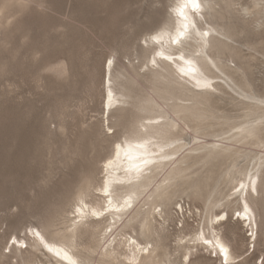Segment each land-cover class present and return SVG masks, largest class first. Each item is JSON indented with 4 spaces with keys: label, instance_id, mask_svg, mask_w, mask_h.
<instances>
[{
    "label": "rangeland",
    "instance_id": "1",
    "mask_svg": "<svg viewBox=\"0 0 264 264\" xmlns=\"http://www.w3.org/2000/svg\"><path fill=\"white\" fill-rule=\"evenodd\" d=\"M174 2L0 0V264H27L24 260L32 249H25L24 241L31 243L33 238L51 260L41 255L32 264H76L49 252L38 236H31L28 225L42 230L51 221L49 231L61 235L80 194L101 204L96 196L104 180L101 168L115 143L132 134L143 118L157 115L159 110L149 105L162 103L160 96L177 88L166 78L153 79L146 66L152 45L143 42L147 34L173 26ZM205 2L207 9L201 8L205 17L201 13L195 17L200 28L208 29L211 23L219 31L211 39L214 47L207 50L222 70L210 65L221 79L209 100L199 106L200 125L189 122L174 134L187 149L206 146L184 159L182 167L187 170L169 189L168 196L173 197L160 202L165 218L159 220L160 237L141 233L134 224L118 231L127 234L118 238L147 240L162 264H181L185 250L179 244L190 239L206 217L225 211L227 221L216 227L217 233L237 257L227 264H264V142L251 136L244 142L226 139L252 122L264 140V102L259 101H264V8L259 6L261 0ZM108 60L115 62V87L119 83L128 87L130 97L126 104L111 107L119 108L107 120L103 103ZM249 170L257 171L260 180L259 195L253 193L250 200L258 225L256 239L236 217L239 205L233 199L242 173ZM92 228L87 225L77 238L94 250L78 247L81 264H118L120 258L100 255L109 231ZM13 247L16 252H9ZM115 252L128 250L121 244ZM219 255L199 249L189 264H224ZM145 262L149 264L148 259Z\"/></svg>",
    "mask_w": 264,
    "mask_h": 264
},
{
    "label": "bare ground",
    "instance_id": "2",
    "mask_svg": "<svg viewBox=\"0 0 264 264\" xmlns=\"http://www.w3.org/2000/svg\"><path fill=\"white\" fill-rule=\"evenodd\" d=\"M205 1L207 0H200L201 8L205 5V3L207 4ZM178 3L179 0H175L174 4L171 6V15H174L172 19L174 21L173 26L171 28L165 27L146 35L147 38L150 37V35L155 34V32L163 33L161 36L162 43L160 45L156 46L151 39H148L147 44L152 45V57L150 56L151 58L148 61L151 65L149 66L148 63L146 64L147 70H149L156 82H161L162 78H166L168 84L177 86V88L167 91L170 92L167 97L160 96L162 99L161 101H163L162 103L155 102L153 105H149L150 108L159 110L157 115L143 118L140 121L139 126L135 128V131L127 137H124V140H121L122 142L118 140V142H116L115 140L116 143L111 151V154L106 158V160H104L101 168V171L104 174V180L99 189L97 188L98 193H96V196L101 200V204L93 203L91 201L88 202L82 197V194H80L77 198L78 201L83 200L88 206L83 208V215L74 217L73 213L75 212L76 207L79 206L78 203H76L74 210L71 212L72 216L67 218L68 224L61 235L57 231H49V229L54 226L51 221L46 222L42 226V230L36 226L28 225L31 236H37L36 232L39 231L40 236L38 239H40V241L44 244V247L45 244L53 247L55 251L52 253L54 254H56V251H59L60 254L57 256L63 258L68 263L81 264L82 261H80V258L82 255L79 253V246H82L90 253L94 252L88 244L78 243L77 241V238L84 233V231L81 230H83V228L87 225H91L94 229H98L103 226L106 232L111 229V231H109V233H107V235L103 238L106 246L100 253L102 259L111 258V260H116L120 258L121 260L118 264H146L145 260L148 259L149 264H162L161 256L156 253L154 254V250L148 248L147 245L150 243L149 241L145 240L143 243L134 239L132 236H129L128 239L127 237L125 239L123 238V241V239H121L122 237H118L125 236L127 234L119 233L118 231L130 228L132 225L136 224L140 228L141 233L149 231L152 234H157V237H160L159 234L163 231V225L159 220L162 219V221H165V218L162 217V209H160L159 212H157L156 209L159 207L160 202L173 197L168 196L170 191L169 189L172 187L174 179L185 173L187 170L186 167H182L184 159L189 157L191 153L206 146L198 145L187 149L186 143L181 142V137L179 134L175 135L174 131L181 133L184 131L185 127L189 126V122L192 121L196 122L197 126L200 125L198 120L201 118L202 114L199 106L205 104V102L209 100L207 96L212 94V91L218 88V81L221 79L219 75L213 73L210 65H213L221 70L220 66L217 64L216 60L208 54L207 50L208 48L212 49L214 47L211 43V39L213 40L214 38V32L217 34L219 32L216 26L211 23H208V29L200 28V26H198L201 33L204 31L209 33L207 37L202 35L197 36L193 33L191 38L185 40L182 45H176L173 47L169 42V34H175L176 28L181 23L173 12V9ZM200 15L205 17L206 13H201ZM192 18L193 17L190 16V20ZM194 18L198 21L196 17ZM146 38L143 40L145 41ZM221 43L224 45L223 42ZM156 52H162L165 56L172 57V59H168V61H166L167 59L164 60L156 58L159 57V55H155ZM181 55L185 57L184 61L179 59ZM154 56L157 61L155 66L151 63ZM186 61H191V64ZM114 66V60L112 61L111 67L108 66V63L104 64L105 100L103 103V114L105 111H108L106 117L107 120L111 111L126 104L127 98L130 97V89L128 87L121 83H119L118 88L115 87ZM221 66H223L222 63ZM164 72H167L168 75H164ZM205 84H210L211 87H205ZM175 89L185 90L186 93H184L183 96H180L174 92ZM109 93H111V95H109ZM259 99L260 98L258 97L257 100ZM147 101L150 102L153 100L148 99ZM170 101L172 102L169 103ZM259 101H261V103L264 102L262 99ZM115 105L119 107L110 110L111 107ZM163 105H166L167 108L164 109ZM170 114L174 117L168 116ZM241 124L244 125V123ZM108 128L110 127L108 126ZM239 128V132L235 133V135L227 137L226 139L244 142L251 136L255 137L256 140H259L261 143L264 142V140H261L258 136V127L254 126L252 122H245V126H239ZM173 134L174 136H170ZM117 144L121 145L118 156L116 154ZM212 146H218L220 150L224 149L222 146L215 143H212ZM144 159L151 161V163L145 165L143 163ZM109 161H111V163H109ZM147 170L149 171V174H144ZM242 175L243 178L240 180L238 187L240 188V185L244 184L245 188L241 189L239 192L235 191L233 193V199L239 205L236 212L241 213V221L248 225L252 234L250 236L254 235L256 239L258 225L255 209L250 200L254 196L253 193H255L256 197H258L260 180L257 175V171L253 172V170H249L242 173ZM253 181H255V192L252 191ZM105 184L107 185L108 191L111 193V206L108 205V197L103 195ZM126 200L129 202L128 205H125ZM245 203H247L248 208L250 209V212L247 214V218H243L245 215L243 211ZM105 207L111 208L112 210L108 211L107 215L102 217L99 216V219L93 220V216L91 215L92 211L100 212L103 211V208ZM116 207H120L121 210L115 211L114 209ZM224 212L206 217L202 226L200 224V227L195 230L190 239L179 244V246L185 250L181 264L184 262L189 264L191 262L193 252L199 249L210 250L212 253L213 246L206 245L202 242L199 238L201 233H203L205 239L215 242L218 238L221 243L228 247L229 254L227 263H230L237 258L232 253L229 242L217 233L216 227L226 222L227 219L226 221H220L219 224L212 223L215 221L217 215H223ZM74 220L77 222L74 223ZM156 224L160 227H157ZM131 241H135V243H131ZM17 242H19V240H17ZM24 243L27 244L25 249L27 246L32 249L31 252L28 251L27 259H23L27 262V264H32L34 261H37L41 255L49 259L51 258L48 254L42 251L36 239L33 238L31 243H27L26 241H24ZM121 244H123L126 250H128V253L123 252L122 254L115 252L117 245ZM100 247L102 248V246ZM145 249H147V251H145ZM215 251L219 255V250L215 249ZM9 252L15 253L16 248L13 247V249H10ZM185 257L188 259L186 260ZM219 258L220 260L224 259L223 255H219ZM56 261L59 263L58 260ZM169 261L170 260H167V262Z\"/></svg>",
    "mask_w": 264,
    "mask_h": 264
},
{
    "label": "snow or ice",
    "instance_id": "3",
    "mask_svg": "<svg viewBox=\"0 0 264 264\" xmlns=\"http://www.w3.org/2000/svg\"><path fill=\"white\" fill-rule=\"evenodd\" d=\"M23 2H24V0H21V3H23ZM259 6L264 8V0H261ZM173 12L177 16L178 20L181 21V23L176 28L175 34H169V42L171 44L182 45L185 40H188L191 38L193 33H195L197 36L202 35L204 37H207L209 35V33L207 31H204L202 33L200 32L198 25H197V21L194 18L196 15L200 14V12H201L200 0H179V3L177 4V6L173 9ZM190 16L193 17L191 20H190ZM150 31H152V30H150ZM162 35H163L162 32H155V34H152V35H150V37H147L145 39V41H144L145 45H147L148 39H151L153 41V43H155L156 45H160L162 43V40H161ZM155 55H159L163 59H172V57L165 56L162 52H156ZM179 59L184 61L185 57L183 55H181L179 57ZM186 62L191 64V61H186ZM107 63H108V66L111 67L112 60H108ZM151 63L154 66L157 64L155 56L152 58ZM204 86L205 87H211L210 84H205ZM109 95H111V93H109ZM109 131H111V129H109ZM120 147H121L120 144L116 145L117 156L119 155ZM109 163H111V161H109ZM143 163L145 165H147V164H150L151 161L144 159ZM244 188H245V185L241 184L240 188L236 189V191L239 192L241 189H244ZM103 191H104V195L106 197H108V205L111 206L112 205L111 193L108 191L106 184L104 186ZM252 191L253 192L256 191L255 181L252 182ZM128 203L129 202L126 200L125 205H128ZM78 205L79 206L76 207L75 212L73 213L74 217H78L80 215H83V208H86L88 206L86 203H84L83 200L78 201ZM110 210H112V209L105 207V208H103V211H100V212L92 211L91 215L99 218V216L103 215L105 212H108ZM114 210L120 211L121 208L116 207ZM156 211L159 212L160 209L157 208ZM243 211L245 214L243 218H247V214L250 212V209L248 208L247 203L244 204V210ZM236 217L240 218L241 213L237 212ZM226 219H227V214L217 215L215 221H213L212 223L219 224L220 221H223ZM76 222L77 221L74 220V223H76ZM109 231H111V229H109ZM36 235L39 237L40 232L37 231ZM249 235H252V234L249 233ZM199 238L202 240V242L204 244L213 246L212 255H216L217 253H216L215 249H218L219 254L223 255V257H224V264H227V258H228V254H229L228 247H226L223 243H221L218 238L216 239L215 242H213L212 240H209V239H205L203 233L200 234ZM253 239H255L254 236H253ZM12 243H14V244L16 243L15 238H13ZM131 243H135V241H131ZM45 247L48 248L49 252L55 251V249L53 247H50L47 244H45ZM145 251H147V249H145ZM59 254H60L59 251H56V255H59ZM185 259L187 260L188 258L185 257Z\"/></svg>",
    "mask_w": 264,
    "mask_h": 264
}]
</instances>
